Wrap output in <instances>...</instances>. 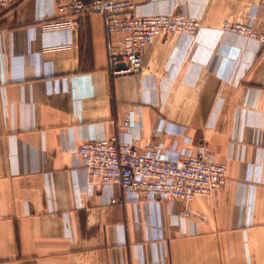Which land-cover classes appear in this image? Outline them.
<instances>
[{
    "label": "crops",
    "instance_id": "crops-1",
    "mask_svg": "<svg viewBox=\"0 0 264 264\" xmlns=\"http://www.w3.org/2000/svg\"><path fill=\"white\" fill-rule=\"evenodd\" d=\"M134 11L183 13L200 29L158 37L140 73L115 76L125 35L102 14L46 27L72 17L24 0L1 17L0 264H264V0H136ZM238 25L250 33L228 29ZM126 117L141 149L205 144L227 167L222 187L185 217L180 201L96 184L76 150L125 136Z\"/></svg>",
    "mask_w": 264,
    "mask_h": 264
},
{
    "label": "built area",
    "instance_id": "built-area-1",
    "mask_svg": "<svg viewBox=\"0 0 264 264\" xmlns=\"http://www.w3.org/2000/svg\"><path fill=\"white\" fill-rule=\"evenodd\" d=\"M22 1L0 0V19ZM52 3V15L58 12L72 18L46 27H77V17L98 13L104 16L108 34L125 35L119 41L120 49L110 52L115 76L140 73L145 49L158 37L177 32L195 35L200 29L197 19L183 13L137 14L136 0H52ZM228 29L250 33L243 25ZM260 39L264 43V35ZM136 126L126 117L121 124L127 130L125 136L85 139L76 150L79 165L88 178L103 188L119 185L131 201H180L185 207L183 215L190 217L192 212L187 203L198 195L216 193L226 180V165L218 162L205 144L196 153L188 149L180 151L177 143L170 148L161 142L150 143L141 149L136 142L139 136L130 135Z\"/></svg>",
    "mask_w": 264,
    "mask_h": 264
}]
</instances>
